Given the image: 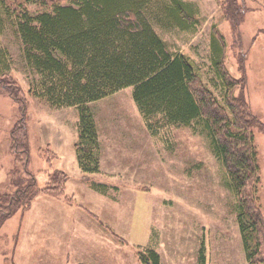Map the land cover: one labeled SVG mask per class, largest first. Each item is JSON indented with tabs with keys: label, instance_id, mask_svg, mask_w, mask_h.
Instances as JSON below:
<instances>
[{
	"label": "rangeland",
	"instance_id": "1",
	"mask_svg": "<svg viewBox=\"0 0 264 264\" xmlns=\"http://www.w3.org/2000/svg\"><path fill=\"white\" fill-rule=\"evenodd\" d=\"M185 1L198 10L195 30L153 26L217 96L222 90L211 69L212 38L224 43L230 75L245 76L243 97L263 125L252 132L264 217V0ZM0 49L8 65L0 66V196L13 193L12 181L27 173L40 188L53 171L69 177L61 196L39 193L3 224L0 264H142L139 253L149 248L161 264H198L201 245L205 264H247L236 198L204 134L174 127L152 135L132 88L122 89L88 105L104 145L99 173L86 175L74 148L79 111L33 95L34 75L7 22L0 27ZM91 183L109 187L101 193Z\"/></svg>",
	"mask_w": 264,
	"mask_h": 264
},
{
	"label": "trees",
	"instance_id": "2",
	"mask_svg": "<svg viewBox=\"0 0 264 264\" xmlns=\"http://www.w3.org/2000/svg\"><path fill=\"white\" fill-rule=\"evenodd\" d=\"M29 4L40 9L30 11ZM197 15V8L185 0H0V27L7 22L19 40L34 75L33 95L51 107L79 111L74 148L80 171L89 175L100 168L98 134L88 105L132 88L133 102L152 135L174 127H192L205 135L236 198L247 264H264V217L257 202L260 167L252 132L263 125L243 97L245 76L230 75L224 43L221 37L212 38L211 69L222 90L217 96L190 59L170 50L153 26L193 31ZM4 54L0 49L3 71L8 67ZM27 174V179L12 181L13 193L0 196V229L39 193L61 196L69 179L53 171L40 188ZM90 186L101 193L108 188ZM139 256L142 264H161L152 248ZM198 264H205L203 245Z\"/></svg>",
	"mask_w": 264,
	"mask_h": 264
},
{
	"label": "crops",
	"instance_id": "3",
	"mask_svg": "<svg viewBox=\"0 0 264 264\" xmlns=\"http://www.w3.org/2000/svg\"><path fill=\"white\" fill-rule=\"evenodd\" d=\"M98 141H99V145H100V157H101V145L103 146L104 145V143H103V140L101 139V137L99 138V136H98ZM105 141V140H104ZM103 152V151H102ZM76 157V156H75ZM99 166L101 167V161H100V159H99ZM99 170H100V168H99ZM66 172V171H65ZM69 181V180H68ZM109 187V186H108Z\"/></svg>",
	"mask_w": 264,
	"mask_h": 264
}]
</instances>
